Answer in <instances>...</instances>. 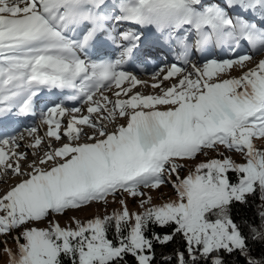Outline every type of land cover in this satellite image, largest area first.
<instances>
[{
	"label": "snow or ice",
	"instance_id": "6c2138e0",
	"mask_svg": "<svg viewBox=\"0 0 264 264\" xmlns=\"http://www.w3.org/2000/svg\"><path fill=\"white\" fill-rule=\"evenodd\" d=\"M245 45L264 52V0H0V119L40 117L0 131V178L20 177L0 194V236L17 233V251L4 247L9 264H155V247L176 236L183 250L161 253L163 264H264V59L249 69L253 55H236ZM157 46L178 63L154 73L152 87L176 82L130 94L142 81L125 66ZM225 50L234 58L215 55ZM234 68L242 75L225 78ZM113 86L115 100L104 95ZM45 90L70 94L53 103ZM67 101L87 114L72 115L82 108ZM24 140L34 149L26 166ZM165 184L177 199L154 205L145 190ZM250 199L258 219L237 222L236 205ZM94 204L104 214L63 227L54 219Z\"/></svg>",
	"mask_w": 264,
	"mask_h": 264
},
{
	"label": "rangeland",
	"instance_id": "374dc122",
	"mask_svg": "<svg viewBox=\"0 0 264 264\" xmlns=\"http://www.w3.org/2000/svg\"><path fill=\"white\" fill-rule=\"evenodd\" d=\"M245 52H249L254 57L252 61L247 62V67L249 69L250 68H254L258 61H260L261 59H264V52H259V53L252 52V50H250L246 45L242 46L239 50H237L236 55H241V54H244ZM215 54H216L217 57L223 56V58H234L232 53L227 52V50H225L224 52L217 51ZM193 60L202 63V60H201L200 56H198V57L194 56ZM162 65L163 64L159 65L160 69L164 68ZM240 75H242V70L239 69V68H234L232 70H229V74L225 78L239 77ZM176 79H177L176 77L170 78L168 81H164L163 85L168 84L171 81H172V83H175ZM153 84H157V82H153L152 85ZM169 85H171V84H169ZM125 86H127V82H125V85H122V87H125ZM136 92L142 93L143 95H154V94H160L161 89L159 87H157V88L153 87L152 89L149 88V87H146V88H143V89H139L138 86H135V88L132 89V93H130V94H134ZM108 93H109V91H105L104 95L109 96ZM121 96H124L123 93L121 94ZM109 98H111L112 100L117 99V97L115 95H113V96H111ZM119 98L121 99V97H119ZM125 98H127V97H124V99ZM97 99H99V97H97ZM109 107H111V105H109ZM84 108L85 109H83V107H82V112L81 113H76V114H72V115L79 116L81 114H85L86 113L85 111L87 110V107L84 106ZM34 116L32 118L33 120L27 126H25V127H23V125L19 126V128L15 132L23 131L25 128H28V127H31V126H34L35 124H37L39 122L40 117L36 116V115H34ZM65 116L67 117V119L63 120ZM65 116L60 118L61 121H62V123H61V132H63L67 121L71 118V115H69L67 113L65 114ZM117 122L118 123H124L123 120H118ZM11 124H12V122H7L4 126L8 127ZM0 126H1V124H0ZM109 127L111 128L112 125H109ZM43 130H44V132H43ZM46 131H47V125H44V126H42L39 129L38 135L43 136ZM84 131L88 132L89 129H87V127L84 126ZM30 142H31L30 140H24V141L21 142V144L26 145V144H28ZM62 142H67V140H64ZM256 144H257L258 148L264 149V140H257ZM54 146L58 147L59 144H54ZM23 147L24 146H21V148H23ZM27 149H28V151H27L28 160L24 162L25 166L27 165V163L29 161H31L33 159L32 152L34 151V149H32V148H27ZM227 155H230L232 157V159L234 161H236L237 163H243L244 162L243 157L239 153L231 152V153H227ZM215 156H216V153H214V152H209V154H208V158H212V157H215ZM205 159H206V157L200 156L197 161L191 162L181 172V176H186L188 174L189 168L192 167V165L194 163H198V162H200L202 160H205ZM19 179H20V177H16V176H12V175H8L7 177L0 178V180H5L6 181V182H0V194H3L9 187H11L15 183H17ZM145 191L148 193V195H150L152 197V203L154 205H160V204L168 202L170 200L177 199L175 190L173 189L171 184H165L159 190H152V191L145 190ZM125 198H126V200L128 202L129 209L132 212H137V211H142L143 210V209H141L139 207V199H135L134 200L131 197H127V196H125ZM118 200H119V197L117 198V202L116 203H110L109 204V206L107 208V212L110 213L113 209H116V208L120 207V205L118 203ZM94 213L104 214V206L101 205V204H94L91 208H86L84 210H69L64 215L57 216L54 219L59 220L61 226L63 227V226H68V225L71 224V218L72 217L80 219L81 221H86L88 218H91ZM38 226L39 227H47V222L39 224ZM72 226L74 227V225H72ZM15 235H17V233H15V232L12 233V236H15ZM12 236H0V242L5 241V240L7 241L6 245L3 244V243H0V264H9V257L7 255V253L4 251V247L5 246L10 248L13 252L17 251V247H16L15 242L12 239ZM21 242H23V241H21Z\"/></svg>",
	"mask_w": 264,
	"mask_h": 264
},
{
	"label": "bare ground",
	"instance_id": "6f19581e",
	"mask_svg": "<svg viewBox=\"0 0 264 264\" xmlns=\"http://www.w3.org/2000/svg\"><path fill=\"white\" fill-rule=\"evenodd\" d=\"M216 55V54H215ZM146 57L144 55H141L134 63L130 62L128 65H126L125 70L132 72L134 75L137 76L138 80L142 81V83L136 85L138 86L139 89H143L146 87L149 88H153L152 87V83L153 82H159V79H153V74L156 73L160 67V64H163L162 66L164 68H166L165 66L168 65H172L173 63H178L176 56L173 58L172 54L170 53V49L166 46H157L153 49L150 50V53L148 54V58H147V62L145 63ZM167 63V64H165ZM133 65V66H132ZM135 65V66H134ZM178 66H180L178 64ZM158 80V81H157ZM169 84H173L172 81ZM161 88H164V85L162 84ZM119 89H116L115 86H113L112 90L109 91L108 95L109 97L113 96L115 91H118ZM58 91V90H57ZM69 93V92H68ZM67 94V93H66ZM97 97H99V94L97 95ZM111 99V98H110ZM45 101H50V102H60L62 101L61 95H59L57 97L56 100L49 98L48 100ZM65 106L72 108V107H83L84 108V104H82L81 102L78 103L77 105H68L65 104ZM87 114V110L85 111ZM67 117L65 116L63 120H66ZM33 119L30 117L29 119H26L24 121L21 122V124H23L24 122V126H27ZM8 121H12L15 122L14 124H12L11 126H4L5 122ZM0 131H6L9 133H13L17 130L18 124H20V121H17L14 117H6L3 119H0ZM20 126V125H19ZM44 132V130H43ZM21 146H24L23 148L20 147L19 151L21 152H26L28 151L27 147H25V145L21 144Z\"/></svg>",
	"mask_w": 264,
	"mask_h": 264
},
{
	"label": "trees",
	"instance_id": "16d2710c",
	"mask_svg": "<svg viewBox=\"0 0 264 264\" xmlns=\"http://www.w3.org/2000/svg\"><path fill=\"white\" fill-rule=\"evenodd\" d=\"M229 175L231 176L233 174L230 173ZM260 210L261 209L259 208L258 199H250L248 204L244 205L243 207H241L240 205H236L233 211V216L237 222H240L242 218H244L245 220L258 219L257 213ZM152 231L163 234L165 232H171V228L170 227L159 228V227L153 226ZM179 250H183V241L180 236H176L174 241L169 243L166 246L157 245L155 247V253H156L155 264H163L161 253H163L165 256H170L173 254L174 251H179ZM254 254L257 256L259 255L258 247ZM231 259L235 260L236 258L232 257ZM172 264H175V262L173 261ZM240 264H243L242 259H241Z\"/></svg>",
	"mask_w": 264,
	"mask_h": 264
}]
</instances>
